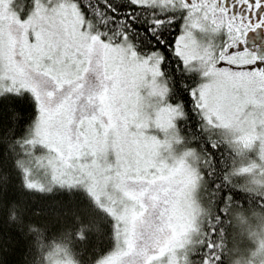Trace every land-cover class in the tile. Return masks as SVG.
I'll list each match as a JSON object with an SVG mask.
<instances>
[{"label":"snow or ice","instance_id":"1","mask_svg":"<svg viewBox=\"0 0 264 264\" xmlns=\"http://www.w3.org/2000/svg\"><path fill=\"white\" fill-rule=\"evenodd\" d=\"M257 213L264 0H0V264H264Z\"/></svg>","mask_w":264,"mask_h":264},{"label":"trees","instance_id":"2","mask_svg":"<svg viewBox=\"0 0 264 264\" xmlns=\"http://www.w3.org/2000/svg\"><path fill=\"white\" fill-rule=\"evenodd\" d=\"M49 228L55 232V237L47 240L42 238L40 258L36 264H55V261L63 264L69 257L75 264H82L79 249L76 247L72 235V229L67 224L56 220L49 222ZM20 255L21 252L18 251L16 254L17 264H30L29 260L20 259Z\"/></svg>","mask_w":264,"mask_h":264},{"label":"rangeland","instance_id":"3","mask_svg":"<svg viewBox=\"0 0 264 264\" xmlns=\"http://www.w3.org/2000/svg\"><path fill=\"white\" fill-rule=\"evenodd\" d=\"M251 239L256 244L255 249H253V251L256 254V257L259 258L261 256H264V248L260 247V241L264 240V213H257L256 219L252 225ZM55 262H56L55 264H61L58 263V261ZM63 264H75V263L69 257V259L65 260ZM229 264H249V261L239 256H234Z\"/></svg>","mask_w":264,"mask_h":264}]
</instances>
